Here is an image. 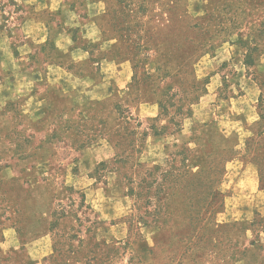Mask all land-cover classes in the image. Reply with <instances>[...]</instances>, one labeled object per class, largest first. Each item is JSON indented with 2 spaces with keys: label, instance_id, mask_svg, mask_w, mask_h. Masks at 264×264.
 <instances>
[{
  "label": "rangeland",
  "instance_id": "obj_1",
  "mask_svg": "<svg viewBox=\"0 0 264 264\" xmlns=\"http://www.w3.org/2000/svg\"><path fill=\"white\" fill-rule=\"evenodd\" d=\"M0 33L35 78L0 104V264H264V0H0Z\"/></svg>",
  "mask_w": 264,
  "mask_h": 264
},
{
  "label": "crops",
  "instance_id": "obj_2",
  "mask_svg": "<svg viewBox=\"0 0 264 264\" xmlns=\"http://www.w3.org/2000/svg\"><path fill=\"white\" fill-rule=\"evenodd\" d=\"M54 32L55 40L59 39L62 34L60 28H56ZM15 66L10 48L0 33V70L5 72L9 70L15 73L11 83H4L0 79V104L17 98L20 93L27 92V86L35 79L28 70L18 71ZM79 98V96L74 97L77 100ZM255 177L254 172L251 171V173L243 174L236 182V185L241 186L240 190L235 188L237 195L233 194L235 203H233L232 213L235 214L237 219L249 218L253 214V207L250 204V200L253 199L257 186Z\"/></svg>",
  "mask_w": 264,
  "mask_h": 264
}]
</instances>
